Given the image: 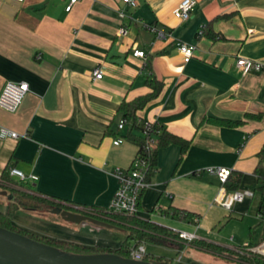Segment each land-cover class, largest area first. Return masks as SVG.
Here are the masks:
<instances>
[{
    "label": "crops",
    "instance_id": "1",
    "mask_svg": "<svg viewBox=\"0 0 264 264\" xmlns=\"http://www.w3.org/2000/svg\"><path fill=\"white\" fill-rule=\"evenodd\" d=\"M66 1L0 0V90L6 81L28 85L14 112L0 108V128L17 134L0 137V176L39 196L108 210L118 185L112 171L128 168L137 149L124 137L125 128L116 129L118 106L151 93L149 75L159 89L135 115L157 122L177 141L156 148V169L135 215L173 233L190 232L197 240L234 248L200 237V225L208 232L231 213L247 214L256 193L260 241L264 224L256 211L260 196L253 170L264 143V71L241 75L234 60L264 64V0H196L184 21L172 15L180 0H135L134 6L77 0L67 12ZM179 43L194 47L187 62ZM94 68L102 72L99 79L91 76ZM117 137L123 140L113 144ZM8 167L35 179L9 176ZM210 167L228 169L238 178L235 190L252 195L230 210L217 205L223 186ZM8 195L0 188L1 211ZM171 209L195 215L196 222L165 216ZM10 222L36 236L82 246L116 249L124 239L117 228L71 223L51 212L17 209ZM165 245L178 251L173 243Z\"/></svg>",
    "mask_w": 264,
    "mask_h": 264
},
{
    "label": "trees",
    "instance_id": "2",
    "mask_svg": "<svg viewBox=\"0 0 264 264\" xmlns=\"http://www.w3.org/2000/svg\"><path fill=\"white\" fill-rule=\"evenodd\" d=\"M145 68H149L148 60H146L145 62ZM146 83L152 86L153 91L149 94L136 97L131 101H121L118 106V111L121 113V117L125 118V120L127 121L126 125L124 126L127 133L124 137L136 145V153H139V156H141L145 161V178L148 182L149 177L156 169V148L169 142H176L177 139L165 134L162 127L157 122L153 123L152 128L146 134L142 133V121L137 118L135 112L156 94V91L160 86V83L149 75L146 76ZM132 130L138 131L139 135L134 136L133 134H131ZM263 157L264 143L257 153V163L253 170V173L257 178L256 191L260 196L256 211L257 214H259L261 217V224H264ZM221 183L225 190L235 191L238 183V178L237 176H233V174L231 175V173L229 172L226 178ZM0 188L6 190V192L11 196L6 203L4 210H0V227L20 233L38 242L52 245L63 251L80 254L112 252L123 257H129V250L137 247L140 244L143 245L146 243H151L164 245L167 243H173L174 241V244L177 246L178 251L182 250L183 245H185V243L183 242H178V240H182L177 237L176 233L157 226L156 224L149 222L148 220L141 219L135 215L136 213L133 215H123L102 208H89L84 206H77L74 204H66L51 197H44L34 194L30 192V190L26 188V186L13 183L8 179L7 176L4 175L0 176ZM53 208H60L76 213L78 212L90 218L112 225V228H117L122 231V233L124 234V239L116 249H107L99 246H82L63 241L49 240L44 237L36 236L34 234L26 232L25 230L13 226L10 222L12 213L17 209L33 210L40 213H46L50 212V210ZM164 215L173 219L184 220L189 223L194 222L193 219L197 218L195 215L189 212L176 209L168 210L164 212ZM191 241H194L190 243H195L193 245H195L194 247L196 249L216 255L218 257L227 259L231 258L242 264H264V258L250 253L244 248L246 246L243 245L234 248H226L222 245H218L209 241L197 239ZM250 244L252 243H247V245ZM143 260L152 262L154 264H178L177 262H173L172 259L153 256L147 252L143 257Z\"/></svg>",
    "mask_w": 264,
    "mask_h": 264
},
{
    "label": "built area",
    "instance_id": "3",
    "mask_svg": "<svg viewBox=\"0 0 264 264\" xmlns=\"http://www.w3.org/2000/svg\"><path fill=\"white\" fill-rule=\"evenodd\" d=\"M20 1V0H16ZM77 0H67L64 6V10L69 11L73 4ZM124 4L128 6H134L135 0H121ZM196 6V0H180L176 7L172 10V15L182 21L187 20L190 16V12ZM148 29L154 31L157 36H162V32L157 31L152 26H146ZM120 35L126 33V29L120 27L118 29ZM194 47L188 44L179 43L177 50L182 57L183 62H187L193 53ZM132 55L140 58H145V54L141 50H133ZM234 67L240 72L241 75L248 73H258L264 71V64L251 60L249 58H244L237 56L234 60ZM102 75L101 70L94 68L91 71V76L94 79H99ZM28 91V85L25 81H6L4 82L0 90V108L7 112H14L19 105L24 94ZM155 121H142L141 125L143 127L142 133L146 134L151 128ZM127 121L125 118H120L116 124V129H123ZM0 137H11L16 138L17 134L12 131L0 128ZM123 139L117 137L113 144L120 143ZM145 161L136 153L130 165L126 169L116 168L112 171V175L117 180V188L113 193V196L108 205V210L111 212L120 213L123 215H133L137 211L138 198L140 193L144 188L148 186V182L145 178ZM210 173H215L219 180L223 182L229 173L226 168H207ZM7 174L9 176H14L17 179L24 180H34L35 176L28 175L25 176L20 170L15 167H8ZM250 191H229L226 192L222 187L214 198V202L223 207L225 210H230L231 206L235 202H240L244 197L251 196ZM196 222V218L193 219ZM177 237L184 241H191L195 239V235L190 232L177 231ZM246 250L250 253L255 254L264 258V239L260 241L247 245V243L242 244ZM146 250L142 244L129 250V257L135 260H143ZM176 261H179L177 258Z\"/></svg>",
    "mask_w": 264,
    "mask_h": 264
},
{
    "label": "water",
    "instance_id": "4",
    "mask_svg": "<svg viewBox=\"0 0 264 264\" xmlns=\"http://www.w3.org/2000/svg\"><path fill=\"white\" fill-rule=\"evenodd\" d=\"M5 194V192H2ZM11 196L8 195V198ZM51 213L67 222H92L100 226L113 227L81 213L53 208ZM0 264H154L146 260H135L112 252L80 254L63 251L52 245L38 242L20 233L0 227Z\"/></svg>",
    "mask_w": 264,
    "mask_h": 264
},
{
    "label": "rangeland",
    "instance_id": "5",
    "mask_svg": "<svg viewBox=\"0 0 264 264\" xmlns=\"http://www.w3.org/2000/svg\"><path fill=\"white\" fill-rule=\"evenodd\" d=\"M257 199L258 197L255 193L251 201V207L247 214L235 216L231 213V219L227 220V218H224L223 221L209 229L208 232L205 230L206 228H204V223H202L199 229L205 234L200 237L232 247L241 246L242 244L248 242L249 238H251L254 242L258 241L260 237H262V229L257 225V218L254 213L255 206L258 201ZM251 228H254L253 234L250 233ZM229 238H231V240ZM178 242H183L185 245H188L190 242L194 241L188 242L178 240ZM167 244L169 245V243ZM193 244L195 243H190L184 250L182 248V250L176 252L173 247L165 244L157 245L146 243L143 244V246L147 253H150L153 256L172 259L173 262H177L178 264H242L231 258H222L204 251L196 250L194 247L195 245ZM190 246L194 248H191ZM177 258L179 261H176Z\"/></svg>",
    "mask_w": 264,
    "mask_h": 264
}]
</instances>
